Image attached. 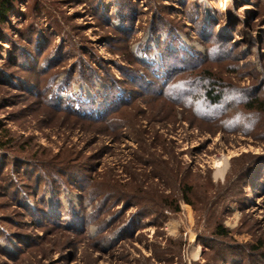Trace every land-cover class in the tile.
<instances>
[{
  "label": "rangeland",
  "instance_id": "1",
  "mask_svg": "<svg viewBox=\"0 0 264 264\" xmlns=\"http://www.w3.org/2000/svg\"><path fill=\"white\" fill-rule=\"evenodd\" d=\"M23 2L0 32V264H264V0Z\"/></svg>",
  "mask_w": 264,
  "mask_h": 264
},
{
  "label": "trees",
  "instance_id": "2",
  "mask_svg": "<svg viewBox=\"0 0 264 264\" xmlns=\"http://www.w3.org/2000/svg\"><path fill=\"white\" fill-rule=\"evenodd\" d=\"M19 3H24L23 0H0V32L6 33L7 31V26H9L10 22H11V17L15 16L17 14L16 8L19 6ZM30 17L32 18V13L30 11ZM33 21L30 19V21L28 22V26L26 27V31L28 32L27 35L30 36L31 39H33V35H35L34 32H32L29 27L32 26ZM163 24V23H162ZM32 42V41H31ZM89 64V63H87ZM82 66H80L76 71L78 74L75 73H69L70 75V79L69 82H72V80H74V77L80 78L84 83H89L91 77L93 76V71H89V73H87V71L84 70H88L85 68H81ZM86 72V73H84ZM205 76L204 80L208 81L209 84L206 89H208L205 93V98L207 101H210V103L213 104H218V102L221 100L220 99V95L217 93L218 90V86L214 83L211 82L210 79L212 78L210 74H206L204 73ZM248 102L245 105V110L248 112H253V111H257V113L259 114H264V99H259L257 97H252L249 98L247 100ZM4 145H0V151L2 150ZM181 193H183V200L185 203H188V200L186 198V194L188 193L187 191L183 190ZM216 235L220 238H225L226 237V233L224 230H222L220 227L216 230ZM259 247H257L258 249ZM264 262V259H263Z\"/></svg>",
  "mask_w": 264,
  "mask_h": 264
},
{
  "label": "bare ground",
  "instance_id": "3",
  "mask_svg": "<svg viewBox=\"0 0 264 264\" xmlns=\"http://www.w3.org/2000/svg\"><path fill=\"white\" fill-rule=\"evenodd\" d=\"M223 173V170L222 171H220V174H222Z\"/></svg>",
  "mask_w": 264,
  "mask_h": 264
}]
</instances>
